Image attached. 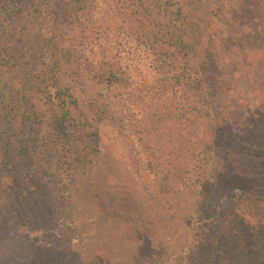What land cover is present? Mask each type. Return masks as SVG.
<instances>
[{
  "label": "trees",
  "instance_id": "16d2710c",
  "mask_svg": "<svg viewBox=\"0 0 264 264\" xmlns=\"http://www.w3.org/2000/svg\"><path fill=\"white\" fill-rule=\"evenodd\" d=\"M232 2L17 0L4 8L0 68L16 73L0 91V200L18 186L20 198L33 195L31 184L48 172L43 157L70 178L61 187L68 191L98 162L104 122L130 154L138 142L133 161L144 154L164 185H207L210 148L225 163L217 183L264 185V42H246L264 33V0ZM126 39L149 58L152 75H133ZM236 77L249 81L246 95L260 97L254 125L232 113Z\"/></svg>",
  "mask_w": 264,
  "mask_h": 264
},
{
  "label": "rangeland",
  "instance_id": "374dc122",
  "mask_svg": "<svg viewBox=\"0 0 264 264\" xmlns=\"http://www.w3.org/2000/svg\"><path fill=\"white\" fill-rule=\"evenodd\" d=\"M16 3L0 0V29L7 24L4 8ZM246 42L262 45L264 33ZM125 43L133 75H152L145 53ZM15 73L0 68V91ZM248 86L244 77L235 78L232 113L254 125L251 110L260 97L246 95ZM99 131L98 162L77 172L68 191L61 187L70 178L57 176L55 162L43 157L48 172L31 184L33 195L20 198L18 186L13 199L0 200V264H264V185L217 183L225 163L211 148L203 159L207 185H164L145 169L144 154L138 151L133 161L138 142L130 154L128 140L110 123ZM227 187L234 197H227ZM244 187L250 192L242 193ZM41 207L48 213H36Z\"/></svg>",
  "mask_w": 264,
  "mask_h": 264
}]
</instances>
